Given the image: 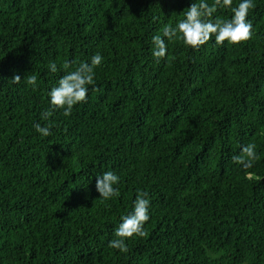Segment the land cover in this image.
<instances>
[{
    "label": "trees",
    "instance_id": "trees-1",
    "mask_svg": "<svg viewBox=\"0 0 264 264\" xmlns=\"http://www.w3.org/2000/svg\"><path fill=\"white\" fill-rule=\"evenodd\" d=\"M193 2L0 0V264H264V0L247 43L165 38L157 64L153 36ZM97 53L98 90L44 120L64 61ZM250 143L260 159L243 170L232 157ZM106 171L120 177L108 201L95 188ZM140 191L148 235L121 253L109 241Z\"/></svg>",
    "mask_w": 264,
    "mask_h": 264
},
{
    "label": "clouds",
    "instance_id": "clouds-1",
    "mask_svg": "<svg viewBox=\"0 0 264 264\" xmlns=\"http://www.w3.org/2000/svg\"><path fill=\"white\" fill-rule=\"evenodd\" d=\"M233 0H213L209 4L207 0L193 2L184 13V19L180 20L175 27L164 25L162 35H155L152 38L154 48L152 55L157 64L167 57L168 45L165 38L171 41L173 39L181 40L184 45L191 49L199 50L203 45L209 42L213 36L217 46H222L224 42L231 45L245 44L253 37V26L248 20L249 11L254 8L253 0H241L236 7H232ZM219 8L232 10L230 19L214 18V14ZM103 57L95 54L89 62L64 61L62 69L65 72L58 80L57 86L49 92L50 107L42 114L44 120H48L57 110H63V115L68 117L72 114L73 107L77 104L87 102L89 86L93 91H97L95 85V69L103 63ZM73 65H76L73 67ZM58 69L55 62H50L49 71L57 73ZM19 75H14L12 83L21 82ZM26 84L30 85L33 91L37 87V76L29 75ZM36 132L42 137L52 135L51 124L42 127L39 123L33 125ZM260 159L256 151V145L253 143L243 146L240 155L232 157L234 163L241 166L243 170L251 169L256 161ZM246 175L250 178L251 173ZM120 183V177L112 172L106 171L96 177L95 188L99 197L104 201L119 197L120 191L116 187ZM150 200L147 192L137 193L133 210L122 216L121 223L115 229V238L109 241V247L118 250L121 253L129 251L126 241L133 238H143L148 235L144 225L149 221Z\"/></svg>",
    "mask_w": 264,
    "mask_h": 264
}]
</instances>
